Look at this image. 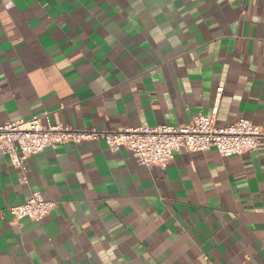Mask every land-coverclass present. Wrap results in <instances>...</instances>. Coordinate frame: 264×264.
<instances>
[{
	"label": "crops",
	"instance_id": "0c3cea01",
	"mask_svg": "<svg viewBox=\"0 0 264 264\" xmlns=\"http://www.w3.org/2000/svg\"><path fill=\"white\" fill-rule=\"evenodd\" d=\"M43 112L104 131L246 118L263 137L163 167L96 140L25 172L0 151V264H264V0H0V124ZM33 191L55 206L14 220Z\"/></svg>",
	"mask_w": 264,
	"mask_h": 264
},
{
	"label": "built area",
	"instance_id": "2783aa9c",
	"mask_svg": "<svg viewBox=\"0 0 264 264\" xmlns=\"http://www.w3.org/2000/svg\"><path fill=\"white\" fill-rule=\"evenodd\" d=\"M263 137L261 128L246 118H238L224 127L215 125L214 116L198 114L185 124L147 123L116 130H76L53 125L46 112L35 114L28 120L7 121L0 124V151L9 157L11 164L26 171L28 156L47 147L64 143L102 141L111 150L125 148L136 161L146 167H163L174 151L185 148L202 151L214 147L221 156L252 152ZM26 179V176L23 177ZM55 206L39 191H33L23 203L10 208L14 220L29 218L39 221Z\"/></svg>",
	"mask_w": 264,
	"mask_h": 264
}]
</instances>
